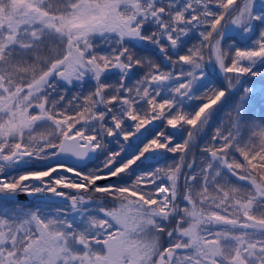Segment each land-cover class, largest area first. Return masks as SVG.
Listing matches in <instances>:
<instances>
[{
  "label": "snow or ice",
  "instance_id": "obj_1",
  "mask_svg": "<svg viewBox=\"0 0 264 264\" xmlns=\"http://www.w3.org/2000/svg\"><path fill=\"white\" fill-rule=\"evenodd\" d=\"M0 264H264V0H0Z\"/></svg>",
  "mask_w": 264,
  "mask_h": 264
},
{
  "label": "trees",
  "instance_id": "obj_2",
  "mask_svg": "<svg viewBox=\"0 0 264 264\" xmlns=\"http://www.w3.org/2000/svg\"><path fill=\"white\" fill-rule=\"evenodd\" d=\"M194 103H195V102H194ZM222 115H223V113L221 114V116H222ZM257 115H259V113H257ZM193 151L196 152L195 149H194ZM197 156H198V153H197ZM163 163H164V162H163ZM163 163H162V164H163Z\"/></svg>",
  "mask_w": 264,
  "mask_h": 264
},
{
  "label": "flooded vegetation",
  "instance_id": "obj_3",
  "mask_svg": "<svg viewBox=\"0 0 264 264\" xmlns=\"http://www.w3.org/2000/svg\"><path fill=\"white\" fill-rule=\"evenodd\" d=\"M22 200L27 199V197H21Z\"/></svg>",
  "mask_w": 264,
  "mask_h": 264
},
{
  "label": "rangeland",
  "instance_id": "obj_4",
  "mask_svg": "<svg viewBox=\"0 0 264 264\" xmlns=\"http://www.w3.org/2000/svg\"><path fill=\"white\" fill-rule=\"evenodd\" d=\"M163 163V161L161 162V164Z\"/></svg>",
  "mask_w": 264,
  "mask_h": 264
},
{
  "label": "water",
  "instance_id": "obj_5",
  "mask_svg": "<svg viewBox=\"0 0 264 264\" xmlns=\"http://www.w3.org/2000/svg\"><path fill=\"white\" fill-rule=\"evenodd\" d=\"M101 183H103V182H101Z\"/></svg>",
  "mask_w": 264,
  "mask_h": 264
}]
</instances>
